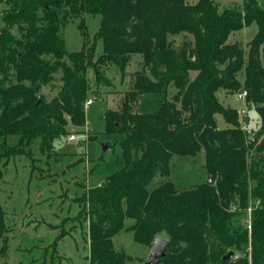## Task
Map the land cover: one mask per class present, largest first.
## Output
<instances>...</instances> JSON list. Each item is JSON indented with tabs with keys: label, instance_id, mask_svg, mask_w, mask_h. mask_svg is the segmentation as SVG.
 <instances>
[{
	"label": "trees",
	"instance_id": "obj_1",
	"mask_svg": "<svg viewBox=\"0 0 264 264\" xmlns=\"http://www.w3.org/2000/svg\"><path fill=\"white\" fill-rule=\"evenodd\" d=\"M0 162L41 152L86 121L94 72L96 89L112 86L106 67L121 72L134 55L143 58L131 90L117 110L104 114L106 133H121L124 165L77 200V218L88 222L90 264H126L113 238L126 219L136 242L151 247L169 240L165 264H264V5L244 0L219 8L217 0H0ZM84 14L100 17L95 41L77 52L66 49L61 29ZM248 51L229 37L252 24ZM185 37L181 45L172 38ZM190 38V39H189ZM102 52L96 58L97 41ZM61 74L56 85V75ZM192 74H195L192 76ZM59 91L51 100L41 92ZM174 88L171 98L167 97ZM247 90L260 127L252 140L240 113L219 94ZM163 95L157 112L134 106L144 94ZM99 94V93H97ZM99 96V95H98ZM226 128H219L218 116ZM16 137V145L8 139ZM205 151L208 180L180 190L169 181L174 155ZM165 182L149 186L156 176ZM3 171L0 167V183ZM251 209V227L240 218ZM8 231L0 204V237ZM66 236L62 232L55 240ZM231 250L244 253L223 261Z\"/></svg>",
	"mask_w": 264,
	"mask_h": 264
},
{
	"label": "rangeland",
	"instance_id": "obj_2",
	"mask_svg": "<svg viewBox=\"0 0 264 264\" xmlns=\"http://www.w3.org/2000/svg\"><path fill=\"white\" fill-rule=\"evenodd\" d=\"M185 1L195 4L198 0ZM243 1L217 0V4L222 9L231 3ZM257 1L264 5V0ZM4 7L3 4L0 5V12ZM3 27L4 22L0 15V30ZM99 29V16L84 14L70 21L61 29L66 49L69 52H77L87 43L91 45ZM257 30L254 23L233 33L228 42L239 43L248 51V45ZM172 40L176 45H181L185 37L177 36ZM96 47L97 58L102 52L101 40L97 41ZM142 65L143 58L140 55H134L123 72L109 65L105 73L112 86H102L98 89L93 86L94 72L90 71L92 91L89 98L92 103L86 107L85 124L81 127L69 125L68 135L55 141L54 151L51 153L41 152L40 139H36L25 147L28 155H18L0 162L3 171L0 204L5 210L8 228L6 237H0V264H90L87 260L88 222L77 218L81 210L77 200L88 189L103 184L124 165L119 143L125 135L106 133L104 114L108 109L117 110L122 106L126 93L131 90L135 74L142 69ZM60 77V73L56 75V85L60 84ZM58 91V88L46 86L41 93L51 100ZM173 92L174 88H170L167 97ZM238 93L227 95L224 98L225 106H231L239 112L246 110L247 114L240 115L244 125L259 128L256 109L247 106L245 100L239 99ZM164 99L163 95L144 94L134 106V111L140 114L155 113ZM217 119L219 128H225L223 117L219 115ZM72 134L78 137L74 141L69 140ZM17 140L16 137L9 138L8 143L11 146L16 145ZM104 143L109 145L106 151L103 150ZM207 179L204 150L194 157H172L168 180L178 189L192 188ZM164 182L165 179L158 175L149 188L154 189ZM240 220L249 226L250 214L242 216ZM133 223L132 219H126L125 228L113 238L114 245L117 250L130 257L126 264H145L151 247L135 241L134 232L130 229ZM62 232H65L66 236L54 246L56 238ZM243 254L235 251L230 260L234 262Z\"/></svg>",
	"mask_w": 264,
	"mask_h": 264
},
{
	"label": "water",
	"instance_id": "obj_3",
	"mask_svg": "<svg viewBox=\"0 0 264 264\" xmlns=\"http://www.w3.org/2000/svg\"><path fill=\"white\" fill-rule=\"evenodd\" d=\"M109 145L107 143L103 144V150H108ZM169 247V240L165 237L159 236L154 240L153 245L151 246V252L148 260L145 264H154L160 260H163L167 256V251ZM235 251H229L223 258V261H228L234 256Z\"/></svg>",
	"mask_w": 264,
	"mask_h": 264
},
{
	"label": "built area",
	"instance_id": "obj_4",
	"mask_svg": "<svg viewBox=\"0 0 264 264\" xmlns=\"http://www.w3.org/2000/svg\"><path fill=\"white\" fill-rule=\"evenodd\" d=\"M248 96V92L247 90H242L240 91L238 94H237V97L241 100H245L246 101V98ZM92 103V100L90 99L87 103H86V107H88L90 104ZM247 114V111L246 110H242L240 112V115H245ZM242 127L251 135V138L252 140H254V136L257 134L259 128H250L248 127L247 125H244V122L242 123ZM78 137L75 135V134H72L70 137H69V140L70 141H74L76 140ZM251 212V209H249V214ZM251 224V223H250ZM251 225L248 226V228L250 229Z\"/></svg>",
	"mask_w": 264,
	"mask_h": 264
},
{
	"label": "crops",
	"instance_id": "obj_5",
	"mask_svg": "<svg viewBox=\"0 0 264 264\" xmlns=\"http://www.w3.org/2000/svg\"><path fill=\"white\" fill-rule=\"evenodd\" d=\"M174 93V92H173ZM173 93H170V96H169V98L172 96V94ZM227 95H229V94H227L226 92H222V93H220L219 94V98H220V100H221V102L224 104V98L227 96ZM225 105V104H224ZM238 110V109H237ZM239 111V110H238ZM242 111V110H241ZM240 113V112H239ZM218 120V119H217ZM241 123H243V120L241 119ZM228 125L226 124V127H227ZM225 127V128H226ZM207 178H208V176H207ZM208 180V179H207ZM203 183V182H202ZM89 255V254H88Z\"/></svg>",
	"mask_w": 264,
	"mask_h": 264
}]
</instances>
